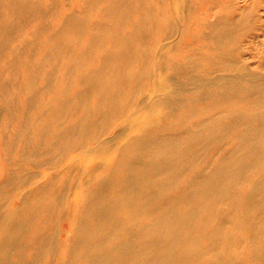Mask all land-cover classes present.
<instances>
[{
	"label": "bare ground",
	"instance_id": "6f19581e",
	"mask_svg": "<svg viewBox=\"0 0 264 264\" xmlns=\"http://www.w3.org/2000/svg\"><path fill=\"white\" fill-rule=\"evenodd\" d=\"M264 0H0V264H264Z\"/></svg>",
	"mask_w": 264,
	"mask_h": 264
},
{
	"label": "rangeland",
	"instance_id": "374dc122",
	"mask_svg": "<svg viewBox=\"0 0 264 264\" xmlns=\"http://www.w3.org/2000/svg\"><path fill=\"white\" fill-rule=\"evenodd\" d=\"M260 13H261V15H263L262 11H261ZM263 16H264V15H263ZM263 39H264V36H263Z\"/></svg>",
	"mask_w": 264,
	"mask_h": 264
}]
</instances>
